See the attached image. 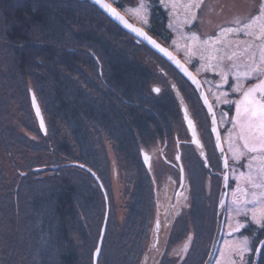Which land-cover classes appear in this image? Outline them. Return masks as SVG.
I'll list each match as a JSON object with an SVG mask.
<instances>
[{
	"label": "trees",
	"instance_id": "16d2710c",
	"mask_svg": "<svg viewBox=\"0 0 264 264\" xmlns=\"http://www.w3.org/2000/svg\"><path fill=\"white\" fill-rule=\"evenodd\" d=\"M162 12L153 10L151 32L169 37L164 23L157 22ZM138 50L88 0H0V120L5 123L0 157L5 151L7 164L17 171L7 180L0 168V264H92L104 200L91 174L107 184L104 142L116 149L135 189L121 233L108 217L98 264H138L136 229L147 234L150 227L152 189L138 150L172 143L180 120L168 90L152 93L155 75L136 58ZM27 77L43 108L46 136L17 117L30 107ZM18 125L36 139L20 133ZM59 126L69 130L77 155ZM201 183L203 177L200 190ZM204 212L199 206L191 214L198 234ZM205 257L197 251L191 264H202Z\"/></svg>",
	"mask_w": 264,
	"mask_h": 264
},
{
	"label": "rangeland",
	"instance_id": "374dc122",
	"mask_svg": "<svg viewBox=\"0 0 264 264\" xmlns=\"http://www.w3.org/2000/svg\"><path fill=\"white\" fill-rule=\"evenodd\" d=\"M107 1L116 7L123 15H125L128 20L141 28L148 25V20H152L153 15H151V13L153 10L167 11V20L163 23L165 24V30H167L169 37H167V34L166 37L153 35L145 28L143 29L159 43L170 49L196 76L199 75L202 78L200 79L197 76L204 90H206V95H208V92L211 93L209 97L211 101L208 96L207 98L212 107L215 108V119L220 121H218L219 128L221 126V119L224 118L223 111L231 105V103H224V101L228 100L233 103L239 100L242 93L234 92L233 88L237 85V83L243 85L244 88L248 84L246 81L250 79V77H241L237 80L234 73L236 71H239L240 73L245 72L247 70V66L252 64V60L250 58L255 55H257V59H255L256 63L254 66L264 67V62L260 59L261 56L264 55V39L260 38L258 32H255L253 35L246 34L248 37L244 42L254 41V47H251L252 45L250 46L251 51L249 55L245 54L243 56L245 59L242 60L240 56L243 54V49L239 42V33L222 31V29L236 28L237 25L235 24V20L237 18H239L242 23H246L252 16L258 15L259 10L256 14H253L252 12L251 6L253 5V0H163V3L161 0H144L146 10L140 8L141 0ZM196 3L200 4L199 8L194 6ZM260 4H258V7H260ZM145 20H147V23L144 22ZM127 34L140 48V50H138L139 54H136V58L141 60L145 66L151 68L154 72L155 79L150 86L152 93L154 92L153 94L159 95L163 91L168 90L177 101V105L179 107L180 126L178 125L173 129L172 137L174 138V136L177 135L178 139H186L188 137L192 138L188 130L189 127L187 128L185 123L186 120L184 115L186 114L194 124V131L197 136V140H193V138L192 140L196 143L195 148L198 154L197 156L199 157L197 158L188 149H182L183 153L180 158L183 167V175L180 177L179 169L173 167L172 165H168L165 161H163V143L155 142L152 145H146L144 147L141 145L139 147L138 151L143 163L144 172L151 181L152 189L149 196L153 200V204L152 216L149 223L151 226L148 228L147 234L144 232L143 228L136 229L141 236L139 240L140 254L138 257V264H164L162 262L163 257L161 258V256L166 247L169 248L170 255L177 253L180 247H184L185 243L182 242L174 244L173 241L171 244H168L170 242V240H168L169 235L173 236V234L175 235V232H179V234L182 232L184 235V226L186 224V222H184V217H186V215L191 217V214L194 213L195 207L197 210L199 206L205 207V212L203 214L204 224L201 226V232L199 234L197 231V235L195 237L197 241H195V244L192 248L189 247V249L191 248L192 255H194V252L196 254L198 251L199 255L204 254L207 256L212 239V232L215 227L217 210L216 196L218 195L220 189L222 170L220 158L218 157L214 147L211 132H208L207 130V127L209 128L210 121L208 120V114L206 113L194 87L172 66L171 63L151 50L143 42L138 41L129 33ZM193 34L199 38L195 44L191 39ZM250 38L252 41H249ZM206 40L207 43L205 44L204 41ZM228 57H231V59ZM205 71H207V75H204ZM208 75H210L211 78H209ZM225 75H227V77L230 76V82L227 83V85L223 79ZM214 76H216V78ZM254 76H258V74ZM25 81L27 86V97L25 95V98L30 107L25 110L24 113H19L17 117L19 118L21 115L20 120L24 123L35 124L40 134L46 136V124L45 132H42L38 126L35 114L31 107L30 92L33 90L32 83L28 77ZM155 89H159V91H155ZM32 92L38 102L45 122L46 118L43 114V108L35 91L33 90ZM224 93H227V95H224ZM3 105L5 110V103ZM216 108H218V110ZM22 118L25 120L26 118H29V121L25 122ZM14 120L16 119L13 118V121ZM9 123L10 125L15 126L18 124V122ZM2 127H5V123L3 120H0V130ZM59 128L60 136L65 140L72 154L77 155L69 130L62 126H59L58 130ZM18 130L28 138L36 139L34 134L27 132L24 128L19 127V125ZM186 132L188 133L187 137L185 135ZM237 132L238 129L232 127V129L227 131L228 134H226L227 142L229 141L227 143L230 149L229 153H232L233 155L237 150H242V143L237 138ZM230 140L232 142L231 147ZM103 148L108 161L109 175L107 184L104 186L94 173L91 174L97 183L98 189L104 200L103 219L100 231L104 225L105 232L107 221H109L108 217L112 216L111 221L113 219L115 220L116 233H121L128 215L130 198L132 197V193L135 188L132 181H127L125 171H123L120 158L114 146H111L109 142H104ZM175 152L176 151L174 149V153L172 152L173 156ZM5 153V151H2L0 157V168L6 170L7 180H12L17 174V171L13 170L10 164H7ZM143 157H145V160L148 158V161L145 162ZM169 158H171V156ZM72 164L77 168V171L83 169L82 166H79L77 163ZM212 170L218 172L219 176L216 173L212 174ZM235 175H238L240 179L243 177L240 176L239 173H236ZM251 175L255 183H263L264 173H259L258 170H253L252 168ZM202 177L204 183H201L202 190H200L198 184L201 182ZM255 189L261 190L255 192H253L252 189L249 190L251 196H247V201L251 199L252 201L259 199L261 193H264V188ZM253 193H255V196ZM194 194H196L195 197ZM168 201L171 204H173L172 202H175V204L172 205V209L170 208L171 215H176L179 213V210H181L180 214H178L173 223H170L172 218L169 219V214L168 218L166 217V202L168 203ZM261 204L264 205V201H261ZM250 205L251 209L256 211V220L259 219V216L261 218L262 216L258 211L261 205L250 203L249 205H246V208H250ZM230 209L231 211L233 209V211L231 212L230 218H228L229 222L235 218L234 214H241L244 206L241 205V208L238 211L237 207H234L231 203ZM154 214L156 218H153ZM155 219L159 221V228L154 232H152V230L149 231V229L153 228ZM251 219L253 220L252 217ZM191 230L192 229L190 228V231ZM190 231H188L186 236L184 235V240L190 237ZM203 235H205V238ZM243 248H246L247 250L244 251L241 256L240 250ZM100 251L96 264L99 263ZM246 254H251V257H253L254 254V248L251 249L248 240L240 237L239 235L232 238H229L226 235L219 244L212 264H238L245 258ZM261 256L262 259L259 264H264V253H262ZM246 259H244L245 263L247 261ZM181 263L189 264V261L184 262V260H182L180 264ZM171 264L175 263L172 262Z\"/></svg>",
	"mask_w": 264,
	"mask_h": 264
},
{
	"label": "flooded vegetation",
	"instance_id": "af4514ba",
	"mask_svg": "<svg viewBox=\"0 0 264 264\" xmlns=\"http://www.w3.org/2000/svg\"><path fill=\"white\" fill-rule=\"evenodd\" d=\"M260 3H261V0H253V5L251 6L253 14H256V12H258V10H259L258 4H260ZM244 4H246V3H244ZM162 11L163 12H162L161 18L159 20H157L158 23L166 22V20H167V16H168L166 14L167 11L166 10H162ZM151 15H153V13H151ZM154 26H156V23L153 20H151V21L148 20V25L144 26L143 28H145L148 32H151V28L154 27ZM164 26H165V24H164ZM247 37L248 36L246 34H244L242 32L239 33V39H240L239 42H240V44L242 46V49H243V51H242L243 54L240 56V58L242 60L245 59V58H243V56L245 54L249 55V53L251 51V47H254L253 46V42L254 41L253 42H244ZM249 41H252L251 38H250ZM252 50H254V49H252ZM254 57H255V59H257V55H255ZM204 75H207V71H205ZM212 75H216V74H212ZM197 76L200 79H202L199 75H197ZM208 76H209V78H211L210 75H208ZM214 77L216 78V76H214ZM261 79H264V75H259L258 74V76L250 77V79L246 81L248 84L244 87V89L246 90L247 88L253 86L254 84L259 83V81ZM229 82H230V76L227 79L226 85ZM210 95H211V93L208 92V95H207L208 98L210 97ZM209 100L211 101L210 98H209ZM234 105H235L234 102L231 103V105H229V107L227 109H225V111H223L224 118L221 119L220 128H219V124H218L219 120H216L217 121L218 132H219V137H220V147H221V150L223 152L224 160H225V167L222 164L221 154L219 153L218 147L215 144V140H214V137H213V134H212V131H211L210 121H209V128L207 127L208 132H211V136H212V139H213L214 147L216 149L218 157L220 158V162H221V166H222L221 183H220V189H219L218 195L216 196L217 197L216 206L218 204L220 191H221V186H222V183L224 181L223 180L224 179V172H225L226 201H225V213H224L223 231H222V236H221L220 242L224 239V237L226 235L229 238H232V237H234L236 235H239L240 237H243L244 239L248 240L249 241V246L251 247V249L254 248L253 257L250 256L251 254H246V256L244 258V259H246V257H247L246 263L244 262V259L241 262H239V263L240 264H253L252 262H253V259H254L256 248L259 245V243L262 240H264V217L260 218V216H259L258 217L259 219L257 218L260 221L259 223L254 221V219L252 220L251 217L253 215V210L251 209V205L249 206L250 208H246V205L243 204V201H245L247 199V196L250 195L249 190L252 189L253 192L261 190V189L252 188V186L249 185V182L247 180V174H249V171H250L249 168L247 167V165L250 162V157L252 155H257V154L256 153H246L244 156L240 157L239 159H234V155L232 153L231 154L229 153L230 149H229V146L227 145V143L229 141L227 142L226 134H228L227 131L229 129H232V127H233V120H234V117H235V106ZM216 109L218 110V108H216ZM213 110L215 112V108H213ZM208 120H209V118H208ZM14 121H16V120H14ZM186 126L188 128L187 123H186ZM188 130H189V128H188ZM189 132H190V130H189ZM190 134H191L193 140H195V139L197 140L196 134H195V136L191 132H190ZM185 135L187 137L188 133L186 132ZM192 138L188 137L186 139H178V136L175 135L174 138H173V145L174 146L172 145V143H169L167 141H164L163 144H162L163 147H164V149H163L164 153L162 155L163 161H165V163H167L168 165H172L173 167L179 169L180 170L179 171L180 177L183 175V167H182L181 158H180V157H182V153H183L182 149H188L197 158H199L197 156L198 154H197L196 148H195L196 143L193 142ZM173 147H174V149L176 151L174 156L172 155V152L174 153ZM241 148H242V150H240V151H243V147L242 146H241ZM170 156H171V158H169ZM147 161H148V158H146L145 162H147ZM252 164H253V167H252L253 170H258V168L260 166L259 161H254V162H252ZM214 173H216L218 175V172L212 170V174H214ZM236 173H239L240 176H243V177L240 179V177L238 175H235ZM253 174H255V173H253ZM263 183H264V180H263ZM178 190H177V193H178ZM235 201H240L241 205L244 206V209L242 210L241 214H237V213L234 214L235 218L231 222H229L228 218H230L231 212L233 211V209L231 211L230 205L232 203L234 205V207H236V204L234 203ZM249 201H252V199L249 200ZM172 203L175 204V202H172ZM152 204H153V200L151 199V200H149L151 216H152ZM173 204H171L169 201H168V203L166 202V207H167V210L165 211L166 212V217L168 218V214H169V216H170L169 219L172 218L170 223H173L175 218L181 212V210H179V213L176 212L177 213L176 215L175 214L171 215L170 208L172 209V207H173L172 205ZM249 204H247V205H249ZM187 217H189V218H187ZM153 218H156L155 214H154ZM184 222H186V224L184 226V228H185L184 235L186 236L188 234V231H190V228H191L192 230L190 231V233H191L190 237H188L186 240H184L185 238L183 239L184 235L182 234V232H181V234H179V232L178 233L175 232V235L173 234V236L169 235V239L168 240H170V242L167 241V242H169L168 244H171V242H173V241H174V244L180 243V242L185 243V244H184V247H182V248L180 247L178 249L177 253H174L172 255L169 254V248L166 247L163 250V254L161 256V258L163 257L162 258V262L165 263V264H171L172 262H174L175 264H177V263L180 264V262L182 260H184V262L190 261V264H191V261L193 259V255L191 254V248L195 244V241H196L195 237H196L197 233H196L195 228L193 227L192 219H191L190 216L186 215V217H184ZM215 224H216V221H215ZM158 226H159V221L155 219L154 226H153L152 229H149V231H151V230H152V232L157 231L158 228H159ZM192 233H193V236H192ZM213 234H214V230L212 232V236L211 237H213ZM210 244H211V242H210ZM167 246H169V245H167ZM189 247H191V248L189 249ZM209 247H210V245H209ZM148 249H149V247H148ZM263 251H264V244L262 245V247H261V249L259 251V256H258V260H257L256 264H259V262L261 261V259H262L261 255H262Z\"/></svg>",
	"mask_w": 264,
	"mask_h": 264
},
{
	"label": "snow or ice",
	"instance_id": "6c2138e0",
	"mask_svg": "<svg viewBox=\"0 0 264 264\" xmlns=\"http://www.w3.org/2000/svg\"><path fill=\"white\" fill-rule=\"evenodd\" d=\"M163 3V0H161ZM97 3H101L102 7H104L113 17L120 20L122 23H126L111 5L107 3H103L102 0H97ZM195 7L199 8L200 4L196 3ZM140 8L146 10V5L144 0H141ZM147 23V20L144 21ZM236 28H227L222 29V31L226 32H237L244 33L247 35H253L255 32H258L261 39H264V0H262L259 7V14L252 16L246 23H242V21L237 18L235 20ZM131 27L130 25H128ZM134 32H137L140 36H144L146 39L151 41L150 37H147L146 33H144L141 29H133ZM192 41L195 42L199 39L195 34L192 36ZM155 44V41H151ZM207 43V40L204 41ZM161 51H164L161 49ZM194 54V53H193ZM231 59V57H228ZM211 59V57H210ZM252 60V64L247 66V70L243 73L236 71L234 74L239 80L241 77H251L254 75H264V67H256L254 66L256 61L255 57L250 58ZM261 61L264 62V55L261 56ZM235 67V66H234ZM190 75V74H189ZM224 81L227 82V75L223 77ZM155 91H159V89H155ZM233 91L236 93H242L241 98L235 101V117L233 120V127L238 129L237 138L242 142L243 151L237 150L234 152V159H239L244 156L246 153H256L257 155H252L250 157V162L247 167L249 168V174L247 176V180L252 188H264V183L257 184L254 182L253 177L251 175L252 162L259 161L260 167L258 168L259 173H264V79H261L259 83L254 84L253 86L247 88L246 90L243 88V85L237 83V85L233 88ZM227 95V93H224ZM33 103L35 105V97H33ZM224 103H232V101L225 100ZM37 115H39V108L37 107ZM41 123H43L41 118ZM232 146V142L230 140V147ZM227 166V165H226ZM255 196V193H253ZM261 201H264V193H261L259 199L254 201H243L244 205L249 203H254L257 205H261L258 209L261 216L264 217V205L261 204ZM237 210L241 208V202L235 201ZM252 218L256 220V211H253ZM259 223V220H256ZM264 244V242H261ZM246 248L240 250L241 256L243 252L246 251Z\"/></svg>",
	"mask_w": 264,
	"mask_h": 264
},
{
	"label": "water",
	"instance_id": "95a60500",
	"mask_svg": "<svg viewBox=\"0 0 264 264\" xmlns=\"http://www.w3.org/2000/svg\"><path fill=\"white\" fill-rule=\"evenodd\" d=\"M89 1L92 4H94L96 7H98V9H100L110 20H112L115 24H117L121 29H123L125 32L132 35L138 41H141L144 44H146L151 50H153L158 55L162 56L166 61L171 63L172 66L179 73H181V75L194 87L202 105L204 106V108L208 114L210 124H211V131H212V134H213V137L215 140V144L218 147V151L221 154L222 164L225 167L224 155H223V152H222L221 147H220V137H219L218 127H217V121L215 119V112H214L213 107L207 98L205 90H204L200 80L198 79V77L170 49H168L167 47H165L164 45L159 43L157 40H155L153 37H151L143 28L132 23L130 20H128V18L125 15H123L116 7H114L112 4H110L107 0H102V2L107 3V4L111 5L113 8H115L116 11L119 13V15L121 17H123V19L126 23H122L120 20L113 17L111 15V13H109L104 7H102L101 3H97V0H89ZM128 25H130L131 27H129ZM133 29H141L144 33H146L147 37L151 38V41H155V44H153L149 39H146L144 36H140L137 32H134ZM161 49H163L164 51H161ZM33 97H35V96H34L33 92L31 91L30 92V102H31L32 110L35 114L39 128L41 129L42 132H45V122H44V119H43V116L41 113V109L38 105L36 98H35V105H34ZM37 107L39 108V115H37ZM41 118H42L43 123H41ZM184 118L186 120V123L189 127L190 132L195 136L194 124H193L192 120L186 114L184 115ZM143 158L145 160V157H143ZM223 180L224 181H223L222 186H221L220 196H219V200H218V204H217L216 224H215V228H214V234H213V237L211 240V244L209 247L208 254H207V256H206V258L202 264H212L213 263L214 258L216 256V252H217L219 243H220V240H221L222 231H223V223H224L225 201H226L225 172H224V179ZM103 235H104V225L101 228L97 247L94 251L93 264H96V261H97L98 255H99V251H100V247H101ZM261 242H264V240H262ZM261 242L259 243V245L256 248L254 259H253V264L257 263L259 251L263 245Z\"/></svg>",
	"mask_w": 264,
	"mask_h": 264
}]
</instances>
